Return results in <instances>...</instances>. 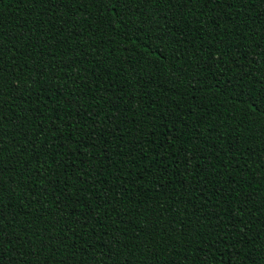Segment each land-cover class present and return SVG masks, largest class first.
Wrapping results in <instances>:
<instances>
[{"label":"trees","instance_id":"obj_1","mask_svg":"<svg viewBox=\"0 0 264 264\" xmlns=\"http://www.w3.org/2000/svg\"><path fill=\"white\" fill-rule=\"evenodd\" d=\"M81 2L84 11L72 3L50 10L40 0H0V55L10 81L0 95V116L5 154L9 167L15 165L0 178L2 230L13 241L4 246L6 260L113 264L127 258L131 264L156 259L167 264L175 257L183 264L182 257L199 251L201 238L207 241L216 231L223 239L209 251L210 264H249L250 255L264 257V113L249 107L264 92V3H246L243 10L236 4L197 5L181 16L166 0H152L141 8L145 15L134 14L142 31L133 41L119 16ZM147 36L154 39L145 51ZM181 52L184 59L176 60ZM211 64L231 67L237 76L249 73L239 99L223 88L196 84L213 79L205 75ZM166 112L176 121V144L183 145L175 155L167 129L157 127L156 117ZM54 115L62 117L55 127L69 138L83 136L91 145L88 134L98 128L107 141L89 147L88 156L66 172L71 191L88 172L87 226L83 202L65 198L61 211L52 195L42 194L41 183L55 182L67 160L39 155L54 153L47 144L60 142L49 141L51 130H41L51 129ZM73 117L86 125L83 132L67 127ZM191 154L196 159L184 163ZM161 174L156 183L153 177ZM205 213L211 214L210 224ZM218 221L224 231L213 227Z\"/></svg>","mask_w":264,"mask_h":264},{"label":"snow or ice","instance_id":"obj_2","mask_svg":"<svg viewBox=\"0 0 264 264\" xmlns=\"http://www.w3.org/2000/svg\"><path fill=\"white\" fill-rule=\"evenodd\" d=\"M41 3H47L50 10L57 9V8H63L66 6V3H72L74 6L80 5V10L84 11L85 8L82 6L81 0H40ZM157 3L160 2V0H156ZM167 3L171 6L172 9L175 10L174 14L178 12L181 16L184 15V9H189L190 11L192 9H195L197 5H199L201 8H208L210 5L216 6L220 4H228L229 6H232V4H236L240 6L241 10H243L244 5L247 4H255V3H264V0H166ZM87 3L94 4V5H103L104 7L109 9V12L111 15L119 16L120 21L123 22L124 28L126 30V33H130V39L133 41H136L140 39V32L142 31L140 24L136 23L134 20V14H137L138 16L145 15V13L141 12V8H146L149 3H152V0H87ZM194 14V13H193ZM259 15V14H258ZM187 27V25H186ZM190 31V29H189ZM154 39L153 36H147L145 38V43L142 45V47L147 51L149 47V41H152ZM161 41H163V38H161ZM187 42V41H185ZM259 46V45H257ZM12 47L9 46V51L12 50ZM242 57L244 59H249L247 53H241ZM162 56L161 53H159V46H157V59H160ZM185 53L181 52L179 56H176V60H182L184 59ZM4 57L0 55V95H4L3 88L6 84L10 83L9 80L5 77V66L2 63ZM166 59V57H165ZM191 64V62L189 61ZM75 66L74 64L72 65ZM213 68H215V71H211ZM180 74L183 75L182 68L179 70ZM228 75V79L226 81H221L219 79V76L221 75ZM249 73H243L240 76H237L235 73L232 72L231 67L225 68L223 64L217 66L216 64H211L208 66V68L205 70V75H211L213 77L212 80H207L202 78L200 81H196V84L203 85L204 88H207L209 90L216 89L217 91H220L221 88H223V91L225 94L231 95L234 99H239L241 95L244 93L241 91L245 89V84L243 82V76L248 75ZM262 84H264V81H261ZM196 85L193 84V87ZM245 103H249V101L246 99L244 101ZM171 103V101H169ZM4 107L3 105H0V108ZM249 107L251 108L252 112L255 113L256 111H259L261 113H264V92H261L260 95L256 96L251 100L249 103ZM58 112L59 109H56ZM79 115V113H78ZM5 118L3 116H0V178L3 177V174L8 171H14L15 165H12L9 167V156H6V149L4 148V134L5 129L3 128V120ZM89 120H92L93 117L89 116ZM160 121V123L157 125V127L162 129H167L168 132V148H173L174 151L171 153V155H175L177 152L180 151V149L183 147V145H177L176 142L180 139V136L177 133H173V128L175 127L176 121L172 114L170 113H164L162 117H156ZM165 119H167L169 122L165 123ZM56 120H62V117L59 115H54L52 117V121L50 122L52 127L51 129H46L42 127V132L47 134L49 130L52 131L54 136L49 137V141H52L54 138L59 139V143H49L47 144V147L52 148L54 150V153H50L44 150H41L39 152V155H58L62 159L67 158V160H71V163H68L67 160H63V168L60 171V175L56 177L55 182H49L46 186L41 183L42 188V194L48 193L56 199L59 209L61 211L65 208L64 200L65 198L69 203H74L76 205H80L82 202L85 205L84 208V225L87 226L89 221V213L87 211L88 208V202L85 198V193L89 191L88 188V172L84 171L80 177H78L81 180V184L79 187L75 189V191H71L67 189V181L69 179H72L71 175H66L68 168H75L76 167V159L80 157L88 156V149L96 148L101 145L107 144V141L103 139V130L98 128H93L91 132L88 134V139L92 141L91 145H89L85 137L83 136H77L75 139L67 137L65 134L60 132V129L55 127V121ZM70 129H76L80 132L84 131V128L86 125L83 124L82 121L77 122L75 120V117H73L72 121H70L67 125ZM222 127V125H221ZM92 133H98V135L93 136ZM100 141V145H98L96 142ZM41 144L44 145L45 142L41 141ZM71 145H75V147H72ZM119 146V145H118ZM12 147H17V150L19 151L18 146L12 145ZM160 148H164V144L161 143L159 145ZM33 148H35V144H33ZM167 150V149H165ZM159 155V152L156 153ZM146 155V154H145ZM196 159L195 154L187 155L183 158V162L187 163L192 160ZM18 160V157H17ZM83 162V161H81ZM176 163L177 167H179L182 163L181 160L177 159L173 161ZM57 168H61V161H57ZM158 163V161H157ZM49 173H51V165L48 167ZM167 171V169H165ZM60 176H64L65 179L61 180ZM42 179V178H41ZM51 175L49 176V181H51ZM141 181L143 180V177H140ZM153 179L156 183H160V181L163 180V174L154 176ZM3 181L0 179V184H2ZM163 186V185H162ZM2 190V189H0ZM109 191L108 189H105V192ZM187 194V192L185 193ZM89 198L92 200L97 199V197L93 194H89ZM37 201H39L40 197H36ZM0 212H2V209H0ZM30 214V213H29ZM208 223H211V214L205 213L204 214ZM79 217L77 220L79 221ZM3 220L4 217L2 214H0V264H12V261L10 259L6 260L7 252L4 250V246L7 244H11L13 241L11 238H6V234L3 232ZM220 223L221 221H218L216 225L213 227L216 229H219L220 231H224L223 229H220ZM10 227V225H8ZM200 227L199 221L197 222L196 228ZM58 235V234H57ZM213 236H215V239H213ZM222 237L219 234V231L216 232H210L207 234V241L201 238V246L199 247V251L192 252L190 254H186L182 257L183 264H210V261L208 260L209 251L215 247L217 243H222ZM243 238L237 241V243H243ZM192 245L189 244V248H191ZM208 250H205V249ZM219 251V249H217ZM143 256L144 254L141 253ZM151 255V253H149ZM189 255H191V260L189 259ZM203 256V259L201 258ZM94 259V258H93ZM109 260H112V257H108ZM249 264H264V257H258L255 255H250L248 257ZM23 264V262H21ZM113 264H131V261L127 258L124 260H120L117 258L115 261H113ZM155 264H160L159 259L155 260ZM167 264H177V260L175 257L169 258ZM229 264H231V261H229Z\"/></svg>","mask_w":264,"mask_h":264}]
</instances>
